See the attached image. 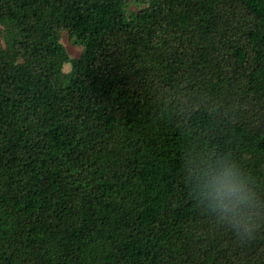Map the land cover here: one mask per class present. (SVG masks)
<instances>
[{"label":"trees","instance_id":"trees-1","mask_svg":"<svg viewBox=\"0 0 264 264\" xmlns=\"http://www.w3.org/2000/svg\"><path fill=\"white\" fill-rule=\"evenodd\" d=\"M217 155L264 196V0H0V264H264L191 198Z\"/></svg>","mask_w":264,"mask_h":264},{"label":"clouds","instance_id":"clouds-1","mask_svg":"<svg viewBox=\"0 0 264 264\" xmlns=\"http://www.w3.org/2000/svg\"><path fill=\"white\" fill-rule=\"evenodd\" d=\"M189 191L198 209L245 243L264 228V196L234 159L217 155L189 170Z\"/></svg>","mask_w":264,"mask_h":264},{"label":"rangeland","instance_id":"rangeland-1","mask_svg":"<svg viewBox=\"0 0 264 264\" xmlns=\"http://www.w3.org/2000/svg\"><path fill=\"white\" fill-rule=\"evenodd\" d=\"M131 8H134V6H132ZM61 44L65 47L69 58L71 59L77 58L80 55L81 50L71 43L68 34L66 32L61 33ZM68 70L69 68L65 66L64 71H68Z\"/></svg>","mask_w":264,"mask_h":264}]
</instances>
